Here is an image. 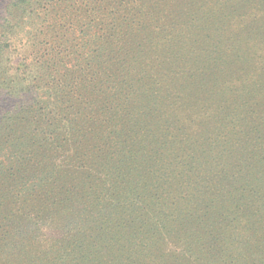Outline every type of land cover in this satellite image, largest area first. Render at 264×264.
<instances>
[{"label":"rangeland","instance_id":"374dc122","mask_svg":"<svg viewBox=\"0 0 264 264\" xmlns=\"http://www.w3.org/2000/svg\"><path fill=\"white\" fill-rule=\"evenodd\" d=\"M40 1L43 23L16 7L18 0H0V106L12 111L7 120L13 126L0 146V196H22V174L39 162L56 163L49 174L61 171L69 161V132L74 138L89 133L109 109L110 90L96 84L133 66L166 71L176 90L182 83L189 108L177 166L192 182L166 201L138 192L137 207L121 212L127 233L117 239L103 236L104 217L46 206L44 223L66 231L48 239L51 245L44 243L45 230L20 241L21 260L0 253V264H58L52 256L77 236L81 257L71 264H264V0H84L74 7L65 0ZM97 5L100 25L84 47L91 52L86 64L78 40L68 37L63 47L57 42L72 18L87 19ZM243 40L251 48L261 45L260 61L221 101L213 94L219 90L212 88L214 67L240 73ZM36 176L59 183L45 173ZM36 193L26 196L30 203ZM34 208L18 205L0 220L33 225Z\"/></svg>","mask_w":264,"mask_h":264},{"label":"trees","instance_id":"16d2710c","mask_svg":"<svg viewBox=\"0 0 264 264\" xmlns=\"http://www.w3.org/2000/svg\"><path fill=\"white\" fill-rule=\"evenodd\" d=\"M65 1L71 7L80 3L83 6L85 3L84 0ZM15 6L29 11L42 23L47 17L41 16L44 5L40 0L35 2L18 0ZM88 12L87 19L72 18L71 28L65 29L57 42L58 47H63L68 37L78 40L83 44L80 55L87 57L86 64H90L91 52L85 53L84 47L89 45L93 34H96V28L98 29L100 25V7L97 5L96 9ZM244 19L245 16L239 17V22ZM242 42L245 48L238 50L241 60L240 73L230 75L222 73V69L219 70L217 66L214 67L213 85L210 83L212 88L219 89L213 94L221 101L226 100V96L239 89L241 84L253 74L255 66L251 63L255 60L260 61L261 45L256 44L257 46L253 45L251 48L249 42L244 40ZM262 49L264 53V47ZM152 72L154 70L145 73L134 66L130 71L120 67L114 76L104 80V83L96 84V88L101 86L106 92L107 88L110 90V93H107L105 106L109 109L103 111L104 121L97 124L89 133L76 138L72 132H69V161H63V165L59 167L61 171L49 174L46 170H49L50 166L57 168L56 163L48 161L52 164L48 165L39 162L36 166H32L33 170L28 171L27 175L25 172L22 174V179L17 185L22 190V196L12 192H4L0 196V214L3 211L9 212L11 210L8 209L18 205H24L28 209L35 207L36 214L33 225L28 221L13 225L0 220V253L5 254L4 257L9 255L15 260L17 257L21 260L22 256L18 255L22 252L23 245L20 248L18 243L25 240L30 242L28 238L40 234L41 231H50L43 238L46 239L44 243L49 245L51 244L48 239L56 237L58 231H66L65 228L54 223L50 227L44 223L41 212H44L46 206L72 211L76 215L83 214L87 218L89 213L97 220L104 217L108 223L103 236L117 239L127 233L121 212L127 207L132 209L137 207L138 192L148 197L157 196L166 201L169 196L177 198L183 194L184 189L189 190L192 177L189 173L181 174L177 166L181 152L179 137L182 136L183 111L189 108L182 100L183 85L179 84L180 89L176 90V81H174L176 79L171 78L170 81L166 71ZM9 99L12 98L6 101ZM87 104H91L90 101ZM218 109L221 113L226 110L221 107H217ZM4 110L5 108L0 106V146L11 137L13 132L11 121L7 120L12 115V111L7 108L6 111ZM39 173H45L47 178L58 180L59 183L39 179L41 177L36 176ZM30 191L37 192L32 203L26 198ZM39 222L43 223L39 225ZM26 229L30 230V235ZM21 234H23L21 239H13ZM4 236H9L11 240H4ZM38 240L41 239L37 238ZM32 243L35 244L34 241ZM80 244L78 236L74 240L65 242V246H62L52 259L58 264H71L74 259L81 257Z\"/></svg>","mask_w":264,"mask_h":264}]
</instances>
